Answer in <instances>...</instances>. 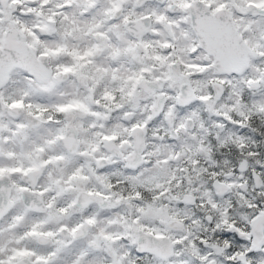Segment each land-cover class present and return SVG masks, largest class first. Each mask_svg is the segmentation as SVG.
<instances>
[{
    "label": "snow or ice",
    "instance_id": "snow-or-ice-1",
    "mask_svg": "<svg viewBox=\"0 0 264 264\" xmlns=\"http://www.w3.org/2000/svg\"><path fill=\"white\" fill-rule=\"evenodd\" d=\"M257 121L264 0H0V264H264Z\"/></svg>",
    "mask_w": 264,
    "mask_h": 264
},
{
    "label": "flooded vegetation",
    "instance_id": "flooded-vegetation-1",
    "mask_svg": "<svg viewBox=\"0 0 264 264\" xmlns=\"http://www.w3.org/2000/svg\"><path fill=\"white\" fill-rule=\"evenodd\" d=\"M256 123H258L259 125H262V127H264V123L257 121ZM257 126H253L250 129H244V130H240V129H235V131L238 132V134L240 135H246L251 137L252 140H254L256 142V151H258L262 156H264V150L260 151V149H264V136L261 134L262 129L258 130V128H256ZM253 129H255V131H253ZM261 131V132H260ZM262 139V140H261ZM226 158H229L232 160V163L234 165H236L238 167L239 164V150L237 149V156H227ZM259 167V166H257Z\"/></svg>",
    "mask_w": 264,
    "mask_h": 264
},
{
    "label": "trees",
    "instance_id": "trees-1",
    "mask_svg": "<svg viewBox=\"0 0 264 264\" xmlns=\"http://www.w3.org/2000/svg\"><path fill=\"white\" fill-rule=\"evenodd\" d=\"M253 126H257L256 128H258V130L262 129L261 134L264 136V127H262V125H259L258 123H254ZM262 140V139H261ZM264 149H260V151H263ZM233 152L235 153V156H237V149L233 148Z\"/></svg>",
    "mask_w": 264,
    "mask_h": 264
}]
</instances>
